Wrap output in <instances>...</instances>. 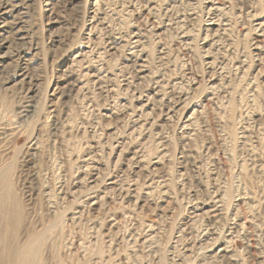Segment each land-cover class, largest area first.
Returning a JSON list of instances; mask_svg holds the SVG:
<instances>
[{
    "label": "rangeland",
    "instance_id": "374dc122",
    "mask_svg": "<svg viewBox=\"0 0 264 264\" xmlns=\"http://www.w3.org/2000/svg\"><path fill=\"white\" fill-rule=\"evenodd\" d=\"M19 5L21 37L0 32L14 242L41 231L42 264H264V0Z\"/></svg>",
    "mask_w": 264,
    "mask_h": 264
},
{
    "label": "bare ground",
    "instance_id": "6f19581e",
    "mask_svg": "<svg viewBox=\"0 0 264 264\" xmlns=\"http://www.w3.org/2000/svg\"><path fill=\"white\" fill-rule=\"evenodd\" d=\"M19 2L20 0H0V32L3 34L4 32H7L6 29L8 28L10 29L9 31L12 30V33L14 34V36H16L17 39L21 37L23 31L22 27L18 26V23L20 21L23 22V10L20 11L19 8L21 7V5H19ZM16 43H18V41ZM3 47L7 50L0 53V64H2V62H4V58H6L7 55L12 52L9 47H6L5 45ZM20 76L24 78L26 75L21 73ZM141 76L143 77V75ZM157 162L155 161L153 163L156 164ZM4 167L5 166L1 168ZM8 171L9 169L6 167L2 169L0 173V264H42L40 254L42 247H44L43 245L45 243V237L41 231H36L32 229L30 231L27 230L25 238L22 241L19 240L18 243L14 242L17 236L18 224L21 223L20 219L23 214L20 209L19 199L17 198V196H15L14 191L12 189V185L10 183V175ZM96 203V201H93L89 203V205H93ZM24 234L25 233H23V235ZM220 252L223 253L220 254ZM215 253L218 258L226 256L229 263H232V261L234 260L232 257L227 255L226 249L224 247Z\"/></svg>",
    "mask_w": 264,
    "mask_h": 264
}]
</instances>
